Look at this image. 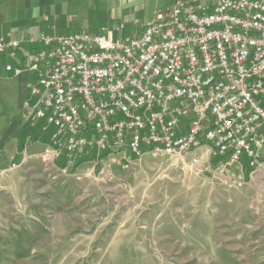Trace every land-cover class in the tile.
<instances>
[{"label": "built area", "instance_id": "obj_1", "mask_svg": "<svg viewBox=\"0 0 264 264\" xmlns=\"http://www.w3.org/2000/svg\"><path fill=\"white\" fill-rule=\"evenodd\" d=\"M142 25L41 32L5 64L31 76L23 107L49 158L126 168L148 153L227 188L263 178L264 0H175ZM20 44L7 32L0 53Z\"/></svg>", "mask_w": 264, "mask_h": 264}, {"label": "rangeland", "instance_id": "obj_2", "mask_svg": "<svg viewBox=\"0 0 264 264\" xmlns=\"http://www.w3.org/2000/svg\"><path fill=\"white\" fill-rule=\"evenodd\" d=\"M24 152L0 160V264H264V177L236 189L148 153L63 170L45 145Z\"/></svg>", "mask_w": 264, "mask_h": 264}, {"label": "crops", "instance_id": "obj_3", "mask_svg": "<svg viewBox=\"0 0 264 264\" xmlns=\"http://www.w3.org/2000/svg\"><path fill=\"white\" fill-rule=\"evenodd\" d=\"M174 1L0 0V36L9 32L21 43L16 57L0 53V160L5 163L22 156L28 143L29 146L35 145V148L47 144L38 132H28L29 111L24 110L23 106L29 99L26 82L30 74L24 71L13 76L5 71L6 63L18 64L19 59L37 46L35 41L41 32H96L101 26L114 30L121 25V32L114 30V35L139 33L147 17ZM30 138L33 139L32 143L29 142Z\"/></svg>", "mask_w": 264, "mask_h": 264}, {"label": "trees", "instance_id": "obj_4", "mask_svg": "<svg viewBox=\"0 0 264 264\" xmlns=\"http://www.w3.org/2000/svg\"><path fill=\"white\" fill-rule=\"evenodd\" d=\"M28 132H30V134H31L32 132H37V131H36V129L30 128V130ZM77 165H78V162H76L75 165L70 168V170H74Z\"/></svg>", "mask_w": 264, "mask_h": 264}]
</instances>
